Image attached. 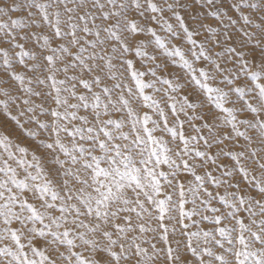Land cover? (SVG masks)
Returning a JSON list of instances; mask_svg holds the SVG:
<instances>
[{
	"label": "snow or ice",
	"instance_id": "obj_1",
	"mask_svg": "<svg viewBox=\"0 0 264 264\" xmlns=\"http://www.w3.org/2000/svg\"><path fill=\"white\" fill-rule=\"evenodd\" d=\"M0 264H264V0H0Z\"/></svg>",
	"mask_w": 264,
	"mask_h": 264
}]
</instances>
